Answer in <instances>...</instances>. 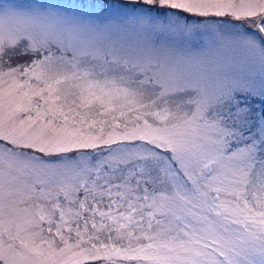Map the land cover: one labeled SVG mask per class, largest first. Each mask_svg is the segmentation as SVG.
Segmentation results:
<instances>
[{"label": "snow or ice", "instance_id": "1", "mask_svg": "<svg viewBox=\"0 0 264 264\" xmlns=\"http://www.w3.org/2000/svg\"><path fill=\"white\" fill-rule=\"evenodd\" d=\"M0 264H264V0H0Z\"/></svg>", "mask_w": 264, "mask_h": 264}, {"label": "rangeland", "instance_id": "2", "mask_svg": "<svg viewBox=\"0 0 264 264\" xmlns=\"http://www.w3.org/2000/svg\"><path fill=\"white\" fill-rule=\"evenodd\" d=\"M8 2L14 4H28L35 2V0H8ZM42 2H45V0H42ZM51 2H69V0H51ZM74 2L91 4V3H98L99 0H74Z\"/></svg>", "mask_w": 264, "mask_h": 264}]
</instances>
